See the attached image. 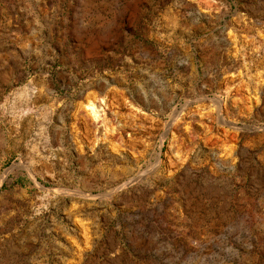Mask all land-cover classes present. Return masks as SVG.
I'll return each mask as SVG.
<instances>
[{
	"label": "rangeland",
	"instance_id": "374dc122",
	"mask_svg": "<svg viewBox=\"0 0 264 264\" xmlns=\"http://www.w3.org/2000/svg\"><path fill=\"white\" fill-rule=\"evenodd\" d=\"M0 264H264V0H0Z\"/></svg>",
	"mask_w": 264,
	"mask_h": 264
},
{
	"label": "bare ground",
	"instance_id": "6f19581e",
	"mask_svg": "<svg viewBox=\"0 0 264 264\" xmlns=\"http://www.w3.org/2000/svg\"><path fill=\"white\" fill-rule=\"evenodd\" d=\"M92 109H95L93 105H91Z\"/></svg>",
	"mask_w": 264,
	"mask_h": 264
}]
</instances>
